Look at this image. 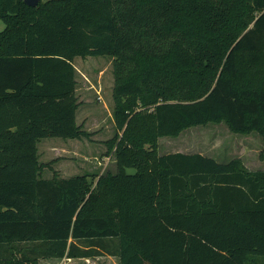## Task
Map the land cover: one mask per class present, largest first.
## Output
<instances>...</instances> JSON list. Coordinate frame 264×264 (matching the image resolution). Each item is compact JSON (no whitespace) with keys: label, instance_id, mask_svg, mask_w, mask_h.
<instances>
[{"label":"trees","instance_id":"obj_1","mask_svg":"<svg viewBox=\"0 0 264 264\" xmlns=\"http://www.w3.org/2000/svg\"><path fill=\"white\" fill-rule=\"evenodd\" d=\"M0 20V264H264V170L159 154L210 123L264 141V0H0ZM89 56L114 59L116 172L44 178L42 139L91 138Z\"/></svg>","mask_w":264,"mask_h":264},{"label":"rangeland","instance_id":"obj_2","mask_svg":"<svg viewBox=\"0 0 264 264\" xmlns=\"http://www.w3.org/2000/svg\"><path fill=\"white\" fill-rule=\"evenodd\" d=\"M49 0H43L46 2ZM5 24L0 20V32ZM111 57L89 56L76 58L77 95L80 107L77 123L91 133L90 139L73 140L63 138H45L38 143L39 160L43 164H52L44 170L43 177L52 176L56 170L60 177L69 178L84 173L100 174L116 171L115 156L106 157V142L116 133L114 123V74ZM264 149L263 138L258 133L249 135L231 132L226 123H210L184 130L178 137L159 139V154L175 152L201 153L220 162L242 158L250 168L264 170V160L260 157ZM87 156L85 160L82 156ZM107 159H103V158ZM134 173V170H129ZM41 264H118L116 258L107 256L74 260H42Z\"/></svg>","mask_w":264,"mask_h":264},{"label":"crops","instance_id":"obj_3","mask_svg":"<svg viewBox=\"0 0 264 264\" xmlns=\"http://www.w3.org/2000/svg\"><path fill=\"white\" fill-rule=\"evenodd\" d=\"M110 140V139H109ZM108 151V150H107ZM175 153H177V152H175ZM182 153H185V152H182ZM170 154V153H169ZM106 157H111V156H107V153H106V155H105ZM103 158V159H107V158ZM82 158H84L85 160H87L88 159V157L87 156H82ZM212 158V157H211ZM215 159V158H214ZM242 159V158H241ZM217 160V159H216ZM243 160V159H242ZM219 161V160H218ZM243 162H244V164H245V166H246V168H248L250 171H259V170H254V169H252V168H250L249 166H248V164L243 160ZM54 171H56V170H54ZM54 171H50L51 172V174H52V176H53V173H54ZM116 172V171H115ZM105 173H104V171H102L100 174H91V173H84V174H81V175H77V176H82V175H89V176H95L96 177V179H95V182H97V180H98V178L101 176V175H104ZM52 176H50L49 178H52ZM73 177V176H72ZM49 178H47V179H49ZM62 178H64V177H62ZM101 257H103V256H101ZM100 257V258H101ZM107 257H109V258H116V257H113V256H107ZM67 259H69L70 261H74V260H82V259H70V258H67ZM117 260H118V258H116ZM118 264H119V260H118Z\"/></svg>","mask_w":264,"mask_h":264},{"label":"water","instance_id":"obj_4","mask_svg":"<svg viewBox=\"0 0 264 264\" xmlns=\"http://www.w3.org/2000/svg\"><path fill=\"white\" fill-rule=\"evenodd\" d=\"M25 3L30 7H36L42 2L43 0H24Z\"/></svg>","mask_w":264,"mask_h":264}]
</instances>
